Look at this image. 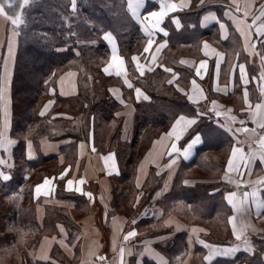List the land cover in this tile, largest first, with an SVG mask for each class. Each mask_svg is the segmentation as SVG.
<instances>
[{
    "label": "trees",
    "instance_id": "16d2710c",
    "mask_svg": "<svg viewBox=\"0 0 264 264\" xmlns=\"http://www.w3.org/2000/svg\"><path fill=\"white\" fill-rule=\"evenodd\" d=\"M0 2L5 4L7 17L21 12L22 0ZM208 7L177 12L186 32L170 33L162 63L140 74L134 68L132 57L144 51L146 36L131 14L127 0H76L74 11L72 0H29L23 8V23L16 26L19 49L12 81V135L17 144L11 178L4 180L0 176V264H43L34 258L44 234L36 219L34 190L46 176L59 169L56 156L28 157L27 141L38 149L43 137L54 140L72 137L76 142H91L94 150L114 151L121 167L119 175L114 177V206L129 217L136 216V222L144 224L153 236L174 232L167 248L173 264L186 254L187 242L185 232L163 224L169 212L188 223L206 226L209 233L202 237L205 243L230 240L227 225L230 206L220 178L234 136L239 133L236 129L231 128L230 133L221 127L225 122L213 116L215 109L202 112L188 99L184 88L193 72L179 63L183 43L192 42L199 35L196 26L189 28L188 20L195 18L197 23L201 12ZM108 33L116 38L127 60L134 88L141 89L147 97L129 100L134 115L128 133L125 108L110 92L118 80L104 72L109 59L105 40ZM69 70L79 73L78 93L73 96H63L56 90L51 93L56 78ZM176 75L177 79L171 81ZM231 104L235 109L234 121L240 120L241 127L250 128L236 110V103ZM182 114L200 116L184 136L183 143L195 134L202 135L203 143L191 160L180 165L171 190L154 199L163 187L165 175L153 167L143 188H137V165L153 139ZM110 126H113V135L109 134ZM188 177L196 182L187 184ZM60 191L58 188L57 192ZM64 196L72 195L64 193ZM152 203L159 214L143 213ZM63 218L69 224L68 215L64 214ZM250 240L253 252L241 250L232 258H217L209 264H264V236L252 235Z\"/></svg>",
    "mask_w": 264,
    "mask_h": 264
},
{
    "label": "crops",
    "instance_id": "0c3cea01",
    "mask_svg": "<svg viewBox=\"0 0 264 264\" xmlns=\"http://www.w3.org/2000/svg\"><path fill=\"white\" fill-rule=\"evenodd\" d=\"M206 1L210 2V5L206 2L201 5L200 0H142L139 7H136L137 0H131L136 9L134 15L133 10L129 8L130 0H127L131 14L139 22L146 36L145 47L149 39L153 41L148 52L143 51L135 55L137 60H133L134 68L140 74L141 71L146 74L162 63V53L168 45L170 33L175 30L186 32V29H182L180 17L176 16L177 12L190 10L192 7L209 6L201 12V18L197 23L195 18L188 20L189 28L196 26L199 35L192 42L183 43V55L179 63L193 72V76L185 84L187 87L184 88V93L187 97H192L190 101L202 112L209 108L215 109V112H212L213 116L223 119L225 122L223 127L228 130L236 129L239 133V136H234L235 141L220 178L221 183L226 187L224 195L230 206L227 225L231 238L224 243H201L202 237L209 233L206 226L200 223H188L169 212L163 224L170 226L174 231L185 232L186 235L187 252L177 264H209L217 258H232L243 250L245 238L251 245L252 235L264 236V183H261L264 181V163H261L259 156L249 161L253 152L259 153V138L264 136V128L258 126L260 115L256 108L257 105H264V78H261L264 75V59H262L264 35L257 32V29L264 25V16L260 15L264 0H235V3L233 0ZM173 3L177 5L176 11L164 7L165 4ZM161 11H164L165 15L157 25V17H152L150 13L159 14ZM6 17L0 15V160L4 161L0 163V172L11 178L10 171L15 164L14 150L17 144L16 138L12 135V81L19 49V33L17 27ZM255 17L260 18L254 23ZM105 40L109 46V59L104 66V72L107 68L108 72L105 74L118 80V83L110 87V92L128 111L126 117H133L132 103L129 100L143 99L144 92L136 88L141 93L138 97L127 60L121 53L116 38L111 34V38ZM205 42L209 45L208 48L204 47ZM113 56L122 59L123 65L115 62ZM201 62H204L206 67L201 68ZM218 63L219 68H217ZM239 65H244L247 83L241 80ZM197 68L200 69L199 75L196 72ZM117 72L120 75H117ZM176 79L177 75L173 76L171 81ZM128 83H131L132 87H128ZM55 90L63 96L77 94L78 71L69 70L60 74L55 80V87H51V93ZM245 90L248 94L247 102L244 97ZM231 103H236V110H239L244 122L251 125L250 128L241 127L240 120L235 122L232 119L235 109ZM261 111H264V108ZM254 113H256L255 117ZM182 116L185 121L191 119L198 121L200 117L198 114H182L177 117L160 136L153 139L138 162L135 176L137 188H143L153 167L165 175L163 187L155 194L154 199L171 190L180 165L191 160L196 148L203 143L200 134V139L195 144H192V140L197 134L183 143L184 136L194 124L186 126L185 121L177 124ZM253 129L255 132L252 131ZM128 132L129 129L126 133ZM234 146L243 149L242 153H237L235 157L232 156ZM27 154L30 159L39 155L56 156L59 167L55 174L46 176L34 190L37 200L36 219L39 227L44 229V234L34 252V258L38 262L173 264L167 248L174 232L153 236L146 231L144 224L136 222V216L129 217L114 206V177L121 171L114 151L94 150L91 142L85 140L76 142L72 137L59 140L43 137L38 149L33 142L31 148L27 144ZM230 158L238 168L229 170ZM245 162H248L247 167ZM65 170L67 174L61 178ZM46 178L49 180L48 184L44 183ZM68 180L73 181L70 187ZM80 180L85 182L80 184ZM218 180L214 179V181ZM186 181L187 184H194L196 179L188 177ZM38 186H40L39 193ZM58 188L62 189L60 193L57 192ZM77 188L81 191H76ZM246 192L249 195L242 205V210L236 211L227 197L230 193H235V200H244ZM253 192L255 196L252 195ZM64 193H70L72 196H64ZM87 193H91V197ZM142 211L146 214H159V211L154 209L153 203L148 204ZM64 214L68 215L69 224L64 221ZM232 217H235L237 229L244 226L243 235L239 240L233 234V224L229 222ZM129 232L136 234L125 240ZM201 246L202 249L199 248ZM235 246H240L241 250L224 254V249ZM120 249H124L123 256ZM99 257L105 259L100 260Z\"/></svg>",
    "mask_w": 264,
    "mask_h": 264
},
{
    "label": "snow or ice",
    "instance_id": "6c2138e0",
    "mask_svg": "<svg viewBox=\"0 0 264 264\" xmlns=\"http://www.w3.org/2000/svg\"><path fill=\"white\" fill-rule=\"evenodd\" d=\"M233 2L235 3V0H233ZM140 3H142V0H137L136 7H139ZM203 3H204V0H200V4L202 5ZM28 4H29V0H22V2L20 4L21 12L19 14L15 15L14 17H6V18L10 19L11 23L14 26H19L21 23H23V8L26 5H28ZM9 7H11V4H9ZM72 7H73V11H74L75 7H76V0H72ZM164 7L166 9L171 10V11H176L177 10V5L174 4V3L173 4H165ZM129 8L133 10V14L135 15L136 14V9L134 8L133 4L131 3V0L129 2ZM237 11H239V8H237ZM0 15H6V13H5V4L2 3V2H0ZM150 15L152 17H157L156 24L158 25L160 23V20L165 15V12L161 11L159 14L156 13V12H152V13H150ZM260 15L264 16V5L261 6ZM245 16H247V13H245ZM259 18L260 17H255L253 22L255 23V20L259 19ZM176 23H178V21H176ZM221 27H223V25H221ZM257 32L260 35H264V25H262L259 29H257ZM165 35H167V33H165ZM105 38L106 39H110L111 38V34L110 33L106 34ZM152 43H153V41L151 39H149L147 47L144 48V52H148L149 51V49L152 46ZM161 47H163V45H161ZM204 47L205 48L209 47L207 42L204 43ZM253 47H255V45H253ZM157 50H159V49H157ZM132 59L133 60H137V57L134 56V57H132ZM153 59H155V58L153 57ZM262 59H264V57H262ZM113 60L115 62L119 63L121 66L123 65V60L122 59H119L116 56H113ZM137 67H139V65H137ZM200 67L201 68L206 67V64L204 62H201ZM217 68H219V63L217 64ZM239 68H240V71H241V80L244 81L245 83H247V81L245 80V75L246 74L244 72V65H239ZM166 70L170 71V69H166ZM105 72H108L107 68H105ZM196 72H197V75H199L200 74V69L197 68ZM116 74L120 75L119 72H117ZM141 74H143L142 71H141ZM261 78H264V75H262ZM126 83H127V81H126ZM169 83H171V81H169ZM193 84H195V81H193ZM128 87H132L131 83H128ZM136 91H137L138 97H139V95L141 94L140 90L136 89ZM247 95H248L247 91L245 90V93H244L245 102H247ZM188 98H189V100H192L191 96H189ZM144 99H147V97L145 96ZM213 103H215V102H213ZM256 108H257V111L259 112V115H260V120L258 122V126L261 127V128H264V111H261V109L264 108V105H257ZM43 114L44 113L41 112V115H43ZM217 115H220V113H217ZM253 115L255 117L256 113H254ZM232 119H235V117H232ZM181 121H185V118L183 116L180 117V119L177 121V124H179ZM196 122L197 121L195 119H191V120H186L185 121L186 126H191V125L195 124ZM241 123L243 124V121H241ZM221 127H223V126L221 125ZM243 130L247 131V129H243ZM252 131L255 132L254 129ZM170 134L171 133H169V135ZM199 139H200L199 134H197L193 138L192 144H195ZM27 144H28V147L31 148V141L30 140L27 141ZM259 144H260L259 153L253 152L251 154V156L249 157V161L254 160V159H256L257 156H259V159H260L261 163H264V136H261L259 138ZM190 147H191V145H190ZM242 151H243V149L237 148V147L234 146L233 149H232V156L235 157L237 155V153H242ZM109 158L111 159V157H109ZM241 159H243V157H241ZM3 162L4 161L0 160V163H3ZM247 164H248V162H245V167H247ZM234 167L238 168V165L234 166L233 160L230 158L229 161H228V168H229V170H233ZM66 174H67V170H65V173H62L61 178H63V176L66 175ZM0 176H2L4 180H8L10 178L8 175H4L2 172H0ZM84 182H85L84 180H80L79 181L80 184H83ZM44 183L48 184L49 180L46 178ZM72 183H73L72 180H68L69 187L72 185ZM261 183H264V181H262ZM39 191H40V186L37 187V192L39 193ZM76 191L80 192L81 189L77 188ZM87 195L89 197H91V193H87ZM235 195H236L235 193H230L229 196L227 197L228 201H229L230 204H232L233 208L236 211H241L242 210V205L246 202V199H247L249 193L246 192L244 194V200H240V201H237V200L234 199ZM252 195L255 196V192H253ZM229 222L233 224V234L235 235L236 239H238V240L241 239V235H243V232H244V226H241L239 229H237V226L235 224V217L230 218ZM135 234H136L135 232H129L128 235L125 236V240H127L130 236H134ZM201 243H203V241H201ZM240 250H241L240 246H235V247H232L230 249H224V254L227 255L229 253L238 252ZM243 250L246 251V252H249V253L254 251L252 246L249 244L247 238L244 239ZM123 252H124V249H120L121 256H123ZM99 259L100 260H104L105 258L104 257H99Z\"/></svg>",
    "mask_w": 264,
    "mask_h": 264
},
{
    "label": "rangeland",
    "instance_id": "374dc122",
    "mask_svg": "<svg viewBox=\"0 0 264 264\" xmlns=\"http://www.w3.org/2000/svg\"><path fill=\"white\" fill-rule=\"evenodd\" d=\"M51 87H52V86H51ZM50 92H51V88H50ZM51 102H52V101H51ZM125 113L128 114V111L125 110ZM132 120H133L132 117H130V118L128 117V118L126 119V126H125V128H126V127H129V125L131 124ZM127 130H128V128H126V131H127ZM112 132H113V126H110V133H109V134H112V135H113ZM112 135H111V136H112ZM109 136H110V135H109ZM16 248H18V247H16ZM23 248H24V247H23ZM13 254H14V251H13ZM30 254H31V253H30ZM14 256H15V254H14ZM18 264H21V263L19 262Z\"/></svg>",
    "mask_w": 264,
    "mask_h": 264
}]
</instances>
